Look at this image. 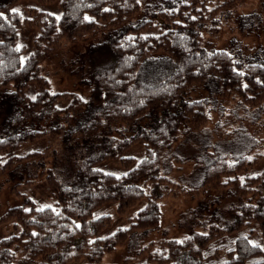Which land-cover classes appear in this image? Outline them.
Here are the masks:
<instances>
[{
    "label": "trees",
    "instance_id": "trees-1",
    "mask_svg": "<svg viewBox=\"0 0 264 264\" xmlns=\"http://www.w3.org/2000/svg\"><path fill=\"white\" fill-rule=\"evenodd\" d=\"M14 1L0 0V171L13 178L33 156L49 154L44 177L54 199L38 207L25 195L0 213V225L14 230L0 238V264H116L100 258L159 227L163 199L184 188L166 172L171 148L205 130L212 114L219 134L254 122L252 153H203L202 168L191 173L195 184L186 187L202 194L173 221L183 235L149 241L140 264H264V55L207 47L202 34L205 27L215 32L217 20L244 0H178L156 19L141 17L139 0H58L59 15L27 17L11 8ZM25 24L37 32L21 58L16 38ZM153 26L155 32H143ZM98 33L107 57L96 63L85 55L87 97L72 93L58 107L65 92L50 89L41 61L65 41ZM152 62H160L154 74ZM30 83L33 97L25 92ZM49 136L55 147L20 151ZM135 143L143 148L137 160L124 155ZM110 159L126 169L115 174L98 166ZM143 198L128 226L101 235L109 216L92 217L93 209L114 202L122 213Z\"/></svg>",
    "mask_w": 264,
    "mask_h": 264
},
{
    "label": "rangeland",
    "instance_id": "rangeland-1",
    "mask_svg": "<svg viewBox=\"0 0 264 264\" xmlns=\"http://www.w3.org/2000/svg\"><path fill=\"white\" fill-rule=\"evenodd\" d=\"M176 1L178 0H139L140 10L138 13L141 17L150 16L156 19L157 14H154L155 12L162 7L170 6ZM10 6L26 17L30 13H37V15H43L45 12H53L58 15L61 13L58 0H16ZM217 21L219 26L215 32L209 31L207 27L202 31L207 47L227 49L234 46L240 48L244 55L256 57L260 60V56L264 55V7L262 0H244L232 7L227 15L224 14ZM156 27H149L143 32H155ZM36 32V26H28L27 24L19 31L16 45L22 48L21 58L30 51ZM100 40L98 33L94 36L76 39L73 42L65 41L54 54L45 57L41 61L39 71L47 77L50 89L54 92H65L66 96H61L57 100L56 105L58 107L67 105L71 101L72 93H78L83 98L87 97L85 75L81 71L88 64L85 59V55L88 53L91 58L92 56L95 57L96 63L106 60V47L99 42ZM159 64L160 62L150 64L151 74H154ZM25 92L30 97L35 95L36 88L33 83L28 85ZM3 107L4 101H0V112ZM216 118V115L212 114L205 125L207 127L205 130L198 133H189L172 146L171 153L175 157L172 167L167 168L166 172L185 189L183 188L182 192H178L176 196L163 199L165 209L159 227L140 233L138 236H130L114 248L106 250L100 258L102 263L140 264L145 259L143 246L149 241L158 242L162 238L183 235V227L173 221L176 218L178 220V217L195 204L197 198L202 194L198 190L197 193L191 189L187 190L186 187L195 184L191 173L202 168L203 153L207 156L219 153L229 156H238L243 152L252 153L253 145L249 136L254 128V122L243 121L244 127L242 129L226 135L224 132L219 134L214 127L213 124ZM230 124L236 125V119L231 121ZM56 144L57 141H54V137L49 136L23 145L20 151L26 149H41L43 151L45 146L48 145L53 148ZM124 155L133 156L135 160L139 159L143 155L142 145L139 143L133 144L124 151ZM32 159H42L39 162L43 161V166L36 165L37 163L33 165L35 160ZM32 159L28 160L29 163L26 168L17 167L14 169V174L16 172L19 175L15 174L13 178L9 175L11 172H7L9 169L0 171V213L9 206L20 203L25 195L38 207L52 204L54 193L48 187L44 177V165L51 160V156L49 154L38 155L33 156ZM262 165L263 163L256 164V169H260ZM98 166L115 174H119L126 169L118 159L103 161ZM161 171L165 172L164 167ZM26 179L31 180L26 182ZM143 204L144 198L137 205L118 213L116 203L107 202L93 209L91 216H109L106 227L101 231V235H107L119 227L128 226ZM13 232L10 223L0 225V238Z\"/></svg>",
    "mask_w": 264,
    "mask_h": 264
},
{
    "label": "snow or ice",
    "instance_id": "snow-or-ice-1",
    "mask_svg": "<svg viewBox=\"0 0 264 264\" xmlns=\"http://www.w3.org/2000/svg\"><path fill=\"white\" fill-rule=\"evenodd\" d=\"M15 11V10H14ZM58 19H59V17H57ZM85 19H88L87 17L85 18ZM17 50H19V49H17ZM27 211V210H26Z\"/></svg>",
    "mask_w": 264,
    "mask_h": 264
}]
</instances>
